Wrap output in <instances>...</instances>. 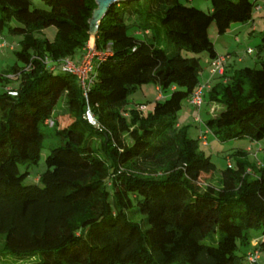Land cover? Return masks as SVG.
<instances>
[{"label": "trees", "instance_id": "1", "mask_svg": "<svg viewBox=\"0 0 264 264\" xmlns=\"http://www.w3.org/2000/svg\"><path fill=\"white\" fill-rule=\"evenodd\" d=\"M43 1L47 9L0 0V32L6 25L21 36L16 61L0 72V264H242L249 249L264 251V154L250 163L238 151L220 187L200 188L214 164L175 119L201 71L198 58L180 50L204 51L207 62L217 55L208 25L222 34L250 20L260 0H208L206 11L179 0H143L145 13L131 1L108 7L93 45L109 53L94 61L86 99L74 75L43 59L72 58L85 47L95 1ZM48 26L51 40L42 35ZM129 26L142 36L129 34ZM260 38L264 43V29ZM214 79L203 99L220 108L207 112L204 125L219 140L262 138L264 60ZM144 83L163 98L147 115L126 111V96ZM60 97L65 112L55 115ZM86 104L99 128L82 117ZM47 136L57 144L46 168L25 183ZM251 230L258 232L254 245ZM216 232L215 243L203 241Z\"/></svg>", "mask_w": 264, "mask_h": 264}, {"label": "rangeland", "instance_id": "2", "mask_svg": "<svg viewBox=\"0 0 264 264\" xmlns=\"http://www.w3.org/2000/svg\"><path fill=\"white\" fill-rule=\"evenodd\" d=\"M264 0L259 1V5H262ZM184 4H189L195 6L201 10H208L210 7L208 0H179ZM33 5L47 9V4L43 0H32ZM148 3L143 2V0H132L131 6L134 8H139L141 13H145L148 9ZM132 18L128 21L131 22ZM154 23L156 22L153 19ZM10 25L14 22H10ZM135 26H129L127 32L131 35H134L137 38L142 36L141 33H134ZM264 29V7L260 6L259 10L256 11L254 8L251 12V19L246 22H233L230 23L228 28L222 34H217L216 28L213 22H211L207 29V36L212 42L213 48L217 52V55L223 56L227 63L230 65L229 75L233 73L234 70L242 66H253L258 67L259 62L264 60V43L261 41V32ZM55 29L53 26H48L43 30L42 35L46 36L49 40L53 38ZM0 34L6 42V46L0 48V72L11 66L15 61L14 50L19 49V42L21 36L17 34H9L7 31V26L1 30ZM158 42L161 46H166L165 40L162 38V32L160 30L158 35ZM94 39V38H93ZM91 45L88 41L86 45ZM85 45V46H86ZM93 45V42H92ZM91 45V46H92ZM13 46V49L10 48ZM262 46V49L259 47ZM84 48V47H83ZM83 48L81 52L83 51ZM250 48L251 53L247 54L246 49ZM78 51L71 58L73 61H76L74 58L77 56ZM182 56H195L198 58L201 66L204 65L206 60V53L204 51L200 52H190L186 50H180ZM70 58V57H69ZM51 63H47L49 67ZM201 75L198 76L199 82L201 81ZM14 82H5L6 88L13 87ZM3 89V86L0 84V91ZM160 93L159 90H154V85L151 83H144L137 86L134 91L129 93L126 96V103L124 108L128 111L131 108H136L139 104L144 105L145 108L140 113L142 115H147L152 108L154 96ZM161 100L163 95L160 93ZM216 105V108L219 109L220 105ZM212 106V103L202 99L201 105L197 108L193 105L186 103L185 100L181 102L179 110L175 113V119L178 126L183 127L188 136L196 137L205 130V125L202 124V121L207 116L209 108ZM60 112H65L63 97H60L52 110V113L55 115L60 114ZM197 118L198 120H195ZM52 128L48 126H43V131L47 134L52 132ZM206 143L202 145L198 141V148L202 150L205 154L209 155L210 160L214 164V170L211 172V177L206 178L200 182V188H203L205 185H211L214 187H220L221 173L227 168L228 164L230 167L235 166V162L238 159V151H242L244 159L250 163H255L256 160H259L264 154V136L258 140H250L246 137L219 140L208 130L205 134ZM98 139L95 141L97 142ZM57 144V140L53 136H47L43 139V144L40 152L39 159L37 163L30 164L28 166V175L24 179L25 183H32L35 181L36 177L43 172L46 168L45 157L51 146ZM20 171H24L25 165H19ZM138 216L134 219L137 220ZM251 240L250 245L255 243L257 240L258 232L255 230L250 231ZM218 232L208 234L204 237L203 241L205 243H215L217 240ZM2 242V237L0 236V243ZM253 245V244H252ZM250 246L247 247L249 249ZM243 248L239 247L236 250V253L241 254ZM259 258L256 264H264V251H258ZM19 264V263H16ZM242 264H246L245 261H242Z\"/></svg>", "mask_w": 264, "mask_h": 264}, {"label": "built area", "instance_id": "3", "mask_svg": "<svg viewBox=\"0 0 264 264\" xmlns=\"http://www.w3.org/2000/svg\"><path fill=\"white\" fill-rule=\"evenodd\" d=\"M260 6L264 7V1L262 5H255L253 8L258 11ZM7 44L5 40L3 39L2 35L0 34V48L5 47ZM11 49H13V46H10ZM109 53L108 48L105 49L104 52H100L94 49V45H89L87 44L83 48V52L81 53L80 57L76 60L73 61L69 57H62L57 60H52L48 56H45L43 59V62L47 65V63H51V65L47 68L52 69L55 64H57L61 70L67 71L71 73L72 75L75 76L78 86L81 89L83 97L86 99V93L88 90L89 85L92 83L94 77H95V70H94V61L100 60L104 54ZM246 53L250 54L251 49L247 48ZM30 66L27 65L26 69ZM224 67H225V58L223 56L216 55L213 58H210L207 61V69L211 75H222L224 73ZM9 77H13V75H9ZM206 88H208L207 85H203L201 83L197 84L189 94V96L185 99L186 103L193 105L195 107H199L201 105L202 99H203V91ZM8 92L11 95H15L16 91L7 89ZM139 111L144 110L145 106L144 105H138L136 107ZM82 117L89 123L90 125L99 128V124L94 118V115L92 111L90 110L89 106L86 104V107L83 111ZM195 120H198L195 118ZM45 124L50 127L53 124L52 117H47L45 119ZM178 124H176L177 126ZM208 128L205 126V130L200 133L197 136L198 141L202 144L205 145L206 143V138L205 134L208 132ZM229 166V164H228ZM256 243V242H255ZM255 243H252L253 245ZM259 258L258 255V250L255 248L249 249L246 252V264H255Z\"/></svg>", "mask_w": 264, "mask_h": 264}, {"label": "water", "instance_id": "4", "mask_svg": "<svg viewBox=\"0 0 264 264\" xmlns=\"http://www.w3.org/2000/svg\"><path fill=\"white\" fill-rule=\"evenodd\" d=\"M95 8L91 12V16L88 21V42L92 45L93 38L95 36L96 28L99 20L107 12L108 7L113 6L118 2H127L132 0H94Z\"/></svg>", "mask_w": 264, "mask_h": 264}, {"label": "crops", "instance_id": "5", "mask_svg": "<svg viewBox=\"0 0 264 264\" xmlns=\"http://www.w3.org/2000/svg\"><path fill=\"white\" fill-rule=\"evenodd\" d=\"M213 46V45H212ZM82 50V49H81ZM81 50L77 53V56L74 58L75 60H77L81 53ZM214 52L217 54V52L215 51V49L213 48ZM231 68H230V65L229 63H227V61L225 60V67H224V71H225V74L228 75L229 72H230ZM201 75V81L199 83L203 84V85H207L208 87L215 81L214 77L216 75H211L207 69V62L205 60L204 62V65L201 66V71H200V74ZM205 89V88H204ZM154 90H158L157 86L154 85ZM160 93H157L155 96H154V99H159L160 98ZM212 109H217L216 108V105L215 104H212V106L209 108V110H212ZM202 124L204 125L203 121H202ZM197 137V136H196ZM37 179V178H36ZM35 179V180H36Z\"/></svg>", "mask_w": 264, "mask_h": 264}]
</instances>
